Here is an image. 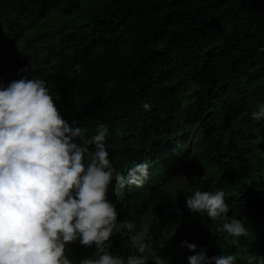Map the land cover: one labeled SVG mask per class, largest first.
<instances>
[{
    "label": "trees",
    "instance_id": "1",
    "mask_svg": "<svg viewBox=\"0 0 264 264\" xmlns=\"http://www.w3.org/2000/svg\"><path fill=\"white\" fill-rule=\"evenodd\" d=\"M0 52L46 82L85 138L108 129L118 172L150 161L142 187L110 186L118 220L147 230L168 264H188L181 240L236 264L264 256V120L250 116L264 103V0H0ZM182 162L195 171L170 186ZM197 188L223 190L248 235L192 212ZM110 240L114 254L134 251L119 233ZM94 250L75 242L68 254L78 264Z\"/></svg>",
    "mask_w": 264,
    "mask_h": 264
},
{
    "label": "clouds",
    "instance_id": "2",
    "mask_svg": "<svg viewBox=\"0 0 264 264\" xmlns=\"http://www.w3.org/2000/svg\"><path fill=\"white\" fill-rule=\"evenodd\" d=\"M250 116L264 120V103ZM107 135L101 123L85 138L62 115L44 80L22 75L6 84L0 81V264H76L68 254L75 242L95 249L78 264H148L149 259L168 264L150 245L147 230L118 220L117 194L110 186L142 187L150 161L118 172L105 144ZM185 199L192 212L221 220L218 230L248 235L247 225L227 215L230 205L223 190L197 188ZM114 233L127 237L134 251L126 257L110 252ZM179 243L193 251L188 264H236L232 254L209 257L206 248L196 251L195 243ZM247 264H264V256L254 254Z\"/></svg>",
    "mask_w": 264,
    "mask_h": 264
},
{
    "label": "rangeland",
    "instance_id": "3",
    "mask_svg": "<svg viewBox=\"0 0 264 264\" xmlns=\"http://www.w3.org/2000/svg\"><path fill=\"white\" fill-rule=\"evenodd\" d=\"M0 62H3L5 64V71L0 76V81H3L5 84L10 82L14 79L20 78V73L18 74V67L11 61V59L6 55L5 53H0ZM191 149V145L189 147V150ZM181 152L179 156H181ZM186 161V160H184ZM171 176L169 177V185L174 186L179 181H184L186 178L193 175V172L195 171V166H189L186 162H182V164L176 168ZM150 245L154 248L156 246V241L149 242ZM71 245V244H70Z\"/></svg>",
    "mask_w": 264,
    "mask_h": 264
}]
</instances>
